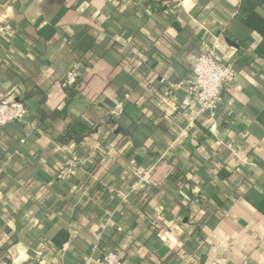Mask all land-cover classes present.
Segmentation results:
<instances>
[{"label":"crops","instance_id":"obj_1","mask_svg":"<svg viewBox=\"0 0 264 264\" xmlns=\"http://www.w3.org/2000/svg\"><path fill=\"white\" fill-rule=\"evenodd\" d=\"M214 44L235 69L215 124L159 84L190 77ZM75 66L81 81L68 89ZM0 97L28 109L23 125L0 129V264L107 252L123 264H264V0H0ZM87 117L81 140L61 141ZM144 194L146 208L126 205ZM195 195L221 208L196 247L183 214L199 211Z\"/></svg>","mask_w":264,"mask_h":264},{"label":"built area","instance_id":"obj_2","mask_svg":"<svg viewBox=\"0 0 264 264\" xmlns=\"http://www.w3.org/2000/svg\"><path fill=\"white\" fill-rule=\"evenodd\" d=\"M146 13L152 12V6L144 9ZM233 64H224L217 57L216 44L209 46L203 53L196 66H194L192 75L180 82L171 85L167 79L161 78L159 84L168 90L182 92L183 98L170 96V99H178V104L186 110H193L196 118L204 117L211 120L214 124L219 119L221 110L224 107V88L234 74ZM80 78L78 66H75L66 79L68 86L75 85ZM172 87V88H171ZM164 88V89H165ZM176 94V92H175ZM168 97V96H167ZM129 98L126 96L114 108L107 112V115L118 119L125 113V102ZM168 98H166L167 100ZM28 116L26 105L20 101L11 103L5 102L0 97V129L9 125H23ZM166 121H171L170 116H165ZM228 148L232 150L233 144L228 143ZM79 165L78 158H73L67 163L58 175L62 181L67 180L77 169ZM145 181V178H144ZM99 241L102 240V235L98 236ZM98 247L95 248L96 251ZM46 264V263H44ZM83 264H123L120 256L115 252L103 253L99 259L92 258L85 261Z\"/></svg>","mask_w":264,"mask_h":264},{"label":"trees","instance_id":"obj_3","mask_svg":"<svg viewBox=\"0 0 264 264\" xmlns=\"http://www.w3.org/2000/svg\"><path fill=\"white\" fill-rule=\"evenodd\" d=\"M135 40H136V38H133V39H131L129 41L130 47L131 48L133 47L132 50L137 49L135 46H132L131 45L132 43L135 42ZM185 51L188 52L190 50H188V48H185ZM125 59H127V60L129 59L128 56H127V54L125 55ZM129 71L133 75L137 74L136 68L129 69ZM80 79L81 78H79V81L75 85H73V87L70 86V87H68V89L76 88V86L81 81ZM157 93H158V96L159 95H162V97H163V94H162L163 92L160 93V90H157ZM160 102L161 101L159 100V98H157L156 96L155 97L153 96L151 99L147 100L144 105H145V107H146V109L148 111V109L149 110L150 109H154L155 107L156 108H159ZM164 116H163V121L162 122L165 121V119H164L165 117ZM85 119L86 120L83 119V121H75V122H73V124H71V126H70V130L65 135L62 136L61 141H65L66 142V141H69V140L70 141H73L74 140V141H77L78 142L79 140H81L82 137L84 136V133H86L88 129L92 128L93 125H95L94 122H92L90 120V118L87 117ZM116 120L117 119L112 118V117H110L108 115L106 116V124L107 125H111V124L115 123ZM125 133H126V135L128 134L127 131H125ZM129 142L130 141L127 142L126 146L122 150L123 151V154H122L123 157H124V155L125 156H129V155L133 154V152L135 151V147L132 144H130ZM150 169H151V167L142 168V171H144L143 172L144 175L146 174V178L145 179H148V176H150V174H148L149 171H150ZM170 174L173 175V176H174V174L175 175H177V174L179 175V176H176V178H178L177 182L182 181L183 176H185V174H181V172H179V173L176 172L175 169H173L172 172H170ZM180 174H181V176H180ZM151 199H153L152 195L144 194L142 196L135 197L132 204L126 203V205L131 210L132 209L146 208L149 205ZM192 199H195V203H197V205L200 208L199 211H195V213H194L191 209H189V210H186V212H184L183 214L184 215H187L188 214V216H186L187 221L185 222L187 224H190V221L193 220V219H195L194 223H192V228L189 227L186 230V232H187V235H189V237L191 239L192 238H195V247H196L197 244H198V242H199L198 240H202V238H204L205 224L208 223V221L212 217L218 215L221 212V208H220V205H218L214 201H211V200L208 201V202L207 201H204L203 198L201 197V195H195V196L192 197ZM156 230H157L156 228L153 229V231H156ZM122 262H124V261L122 260ZM56 264H60V260L57 261Z\"/></svg>","mask_w":264,"mask_h":264}]
</instances>
